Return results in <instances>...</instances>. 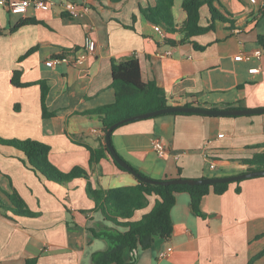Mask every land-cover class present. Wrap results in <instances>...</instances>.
<instances>
[{
	"label": "crops",
	"instance_id": "0c3cea01",
	"mask_svg": "<svg viewBox=\"0 0 264 264\" xmlns=\"http://www.w3.org/2000/svg\"><path fill=\"white\" fill-rule=\"evenodd\" d=\"M42 1L49 3L50 10L30 6L17 14L0 5V138L49 145L53 165L64 173L76 166L84 168L94 188L138 184L135 176L115 165L110 154L99 163L90 162L88 148H100L105 139L101 121L84 114L115 102L114 62L137 58L143 82L164 90L171 106L264 108V0L215 2L233 25L217 22L214 31L185 42L180 32L187 19L184 0H175L173 7L177 32L162 28L164 35L144 13L157 0ZM67 2L85 10L72 18L64 11ZM26 19L37 24L12 30ZM210 22L205 6L200 25ZM87 37L95 40L96 50L76 62ZM31 49L36 51L26 56ZM258 49L261 59H235ZM61 54L66 55L62 63L47 66L48 60ZM256 67L260 73L251 74ZM15 71L21 72V83L34 85L14 86ZM41 82L47 86L45 102L54 114L50 118L43 116ZM157 139L165 146L163 155L154 149ZM112 144L121 158L153 180L236 176L250 172L241 160L264 151L260 147L264 114H166L119 126ZM26 160L17 149L0 145V190L15 188L39 215L0 213V264H26L28 259L38 264H92L95 253L109 250L101 234L114 225L93 211L88 181L76 179L64 185L48 181L26 167ZM0 197L5 201L2 193ZM156 200L150 197L149 206L137 211L132 220H141ZM201 210L204 217L195 214L188 194H178L171 212L172 238L155 239L152 247L138 250L136 257L126 249L123 264H264V176L230 183L222 195L212 190Z\"/></svg>",
	"mask_w": 264,
	"mask_h": 264
},
{
	"label": "trees",
	"instance_id": "16d2710c",
	"mask_svg": "<svg viewBox=\"0 0 264 264\" xmlns=\"http://www.w3.org/2000/svg\"><path fill=\"white\" fill-rule=\"evenodd\" d=\"M215 2L220 4V0L183 1L182 9L187 14V19L180 28V32L184 35L182 42L214 31L217 22L233 25L234 22L230 19L229 14L222 12L219 7L215 6ZM174 4L175 0H157L155 7L148 8L144 11L145 17L157 27L164 28L170 34H175L177 30L173 16ZM205 6L209 8L211 22L208 26L203 27L200 25V11ZM30 24H37V22L31 19L22 20L12 30L15 31L22 26ZM197 48L202 49L199 46ZM35 51L36 49H31L26 56ZM57 58L64 59L66 55L61 54ZM112 76L115 102L102 107L99 111L84 114L89 117H97L101 121L104 139L107 130L117 122L144 113L171 107L164 90L159 88L155 83L143 82L141 65L137 58L120 63L114 62ZM12 84L19 88L34 85V83H21L20 71L14 72ZM40 85L42 90L43 116L44 118L53 117L54 114L48 112L45 102L48 91L47 86L44 82H41ZM186 106H192V104H186ZM170 115L193 114L174 113ZM0 145L13 147L23 153L27 159L23 161L26 167L48 181L61 185L68 184L76 179H86L88 181L86 191L88 197L95 203L93 211L100 212L105 221L114 225V228L101 234L109 242V250L95 253L92 257V264H123L126 249L132 251L135 256L138 250H147L152 247L157 238L167 241L170 240L174 231L171 212L176 204L178 194H188L191 198L192 209L195 214L199 217H204L205 214L201 210V204L205 197L212 190L215 194L222 195L230 185L226 183L213 186H159L138 181V184L135 186L103 190L93 187L88 172L80 166L74 167L68 173L60 171L49 160L51 147L47 144L32 139L8 140L0 138ZM260 147L264 150V144ZM88 149L91 153V164L99 163L102 158L110 154L106 142L98 149ZM241 163L249 165V171L264 170V151L252 159L241 160ZM115 165L120 170L127 172L116 163ZM141 175L144 176L143 174ZM0 191L5 197V201L0 197L1 214L7 216L11 213L15 216L33 218L39 216L30 210L27 202L15 188L12 187L11 191L3 189ZM153 196L157 197L153 209L145 214L141 220L133 221L132 219L135 213L146 209L149 206L150 197ZM262 256H264V252L261 254ZM26 264L38 263L36 259H28Z\"/></svg>",
	"mask_w": 264,
	"mask_h": 264
},
{
	"label": "water",
	"instance_id": "95a60500",
	"mask_svg": "<svg viewBox=\"0 0 264 264\" xmlns=\"http://www.w3.org/2000/svg\"><path fill=\"white\" fill-rule=\"evenodd\" d=\"M174 113H185V114H197L204 116H213V117H230V116H246V115H257L264 114V108L259 109H235V110H218V109H205L198 106H171L165 109H160L153 112L144 113L134 117L124 119L116 124L112 125L105 134V142L108 148V151L115 163L122 167L124 170L132 174L137 178L138 181L150 184V185H159V186H171V185H190V186H213L217 184H226L239 182L249 178L262 177L264 176V170L250 171L236 176H227V177H208V178H199V179H188V178H177L171 180H153L142 176L140 173L135 170L129 163H127L123 158L119 156L112 144V134L113 132L121 125L145 120L149 118H154L166 114Z\"/></svg>",
	"mask_w": 264,
	"mask_h": 264
},
{
	"label": "built area",
	"instance_id": "2783aa9c",
	"mask_svg": "<svg viewBox=\"0 0 264 264\" xmlns=\"http://www.w3.org/2000/svg\"><path fill=\"white\" fill-rule=\"evenodd\" d=\"M254 2L255 0H251ZM0 5L3 7H6L10 12L13 13H25L30 6H34L35 8L42 10V11H48L50 10L49 3H46L42 0H0ZM82 6H79L75 3L67 2L64 4V11L69 14L70 17L76 18L79 17L84 11ZM157 30L164 35L163 29L160 27H157ZM96 50V42L90 37L86 38V44H85V50L83 53L79 55V57L76 59V62H81L85 59H87L88 56L93 54ZM252 56L256 57L257 59H261L262 57V50L258 49L256 50L253 55H247L244 56L243 54H239L235 57L237 61H243V60H249ZM64 60L62 58H52L46 62L48 67L54 68L57 64L62 63ZM251 74H259L260 73V67L252 68L250 69ZM154 149L159 155H163L165 153V146L160 140H155L153 142ZM211 168H215L214 164H211ZM1 219V216H0ZM172 249L169 248L168 252H171ZM167 252V253H168ZM165 256V254H163Z\"/></svg>",
	"mask_w": 264,
	"mask_h": 264
},
{
	"label": "rangeland",
	"instance_id": "374dc122",
	"mask_svg": "<svg viewBox=\"0 0 264 264\" xmlns=\"http://www.w3.org/2000/svg\"><path fill=\"white\" fill-rule=\"evenodd\" d=\"M219 171H217V173H218ZM1 192V191H0ZM1 194V193H0ZM3 201H4V199H2Z\"/></svg>",
	"mask_w": 264,
	"mask_h": 264
}]
</instances>
